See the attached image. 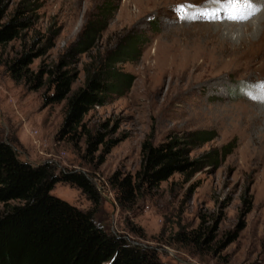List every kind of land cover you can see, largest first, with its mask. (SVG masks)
<instances>
[{"label": "rangeland", "instance_id": "rangeland-1", "mask_svg": "<svg viewBox=\"0 0 264 264\" xmlns=\"http://www.w3.org/2000/svg\"><path fill=\"white\" fill-rule=\"evenodd\" d=\"M23 2L31 5L33 27L0 45V138L34 164L50 162L57 173L86 172L100 191V205L65 182H58L52 194L91 210L109 232L154 248L163 261L264 264V146H259L264 145V101H259L264 98V17L257 19L263 7L246 21L196 20L199 8L186 9L188 17L181 19L174 6L203 5L205 0H0L4 20ZM105 5L113 11L105 28L91 49L73 59L78 76L72 90L84 85L87 63L104 58L126 38L138 37L141 51L134 60L118 63L134 76L127 92L85 116L93 133L120 139L101 163L103 147L84 157L85 139L75 146L58 138L66 101L45 106V89L33 91L16 82L6 62L25 48L52 43L31 68L58 63ZM251 22L254 30L247 28ZM195 131L215 136L194 146L192 158L227 145L232 152L194 174L175 173L134 203L119 204L110 178L139 170L147 137L158 144L169 135L186 137ZM5 209L0 203V213Z\"/></svg>", "mask_w": 264, "mask_h": 264}, {"label": "trees", "instance_id": "trees-1", "mask_svg": "<svg viewBox=\"0 0 264 264\" xmlns=\"http://www.w3.org/2000/svg\"><path fill=\"white\" fill-rule=\"evenodd\" d=\"M29 6L23 2L7 20L5 11L0 9L1 46L21 38L23 32L33 27ZM112 12L105 5L98 13L100 17L89 22L80 39L58 63L43 66L39 71L31 68L36 58L47 54L52 43L25 48L6 62L16 82H24L33 91L45 89V106L66 101L58 138L75 146L85 139L84 157H93L103 147L101 163L120 139H111L102 131L93 133L84 119L111 96H122L131 87L134 76L118 67V63L137 58L141 41L128 37L104 58L87 63L85 83L75 91L72 86L78 73L73 59L93 47ZM214 136L213 131H195L186 137L169 135L158 144L147 137L141 145L139 170L126 175L116 172L110 178L119 204L134 203L145 190L158 187L175 173L191 175L206 162L218 164L232 152V145L201 158L191 157L194 146ZM58 182L78 187L95 206L102 201L100 191L86 172L66 169L57 173L50 162L34 164L22 159L12 143L0 138V203L6 205L0 213V264H174L163 261L154 248L109 232L96 223L91 210H83L52 194ZM13 201L16 203L11 205ZM194 240L200 241L198 236Z\"/></svg>", "mask_w": 264, "mask_h": 264}, {"label": "snow or ice", "instance_id": "snow-or-ice-1", "mask_svg": "<svg viewBox=\"0 0 264 264\" xmlns=\"http://www.w3.org/2000/svg\"><path fill=\"white\" fill-rule=\"evenodd\" d=\"M261 7L264 6L256 5L255 0H205L203 5L178 4L174 6V11L181 14V19L188 17L186 9L199 8L201 10L198 14L209 19H218L223 12L229 19L246 21L260 11Z\"/></svg>", "mask_w": 264, "mask_h": 264}, {"label": "bare ground", "instance_id": "bare-ground-1", "mask_svg": "<svg viewBox=\"0 0 264 264\" xmlns=\"http://www.w3.org/2000/svg\"><path fill=\"white\" fill-rule=\"evenodd\" d=\"M255 4L256 5H263L264 6V0H255ZM201 10V9H200ZM260 11H261V9H260ZM200 12V11H199ZM199 12H197L196 14H198ZM196 17V16H195ZM203 16H200L199 14H198V18H196V20H200L201 18H202ZM262 17H264V7H263V9H262V11L260 12V13H258V16H257V19L258 20H261L262 19ZM222 18H227V15L225 14V13H223V12H221L220 13V18H218L219 20L220 19H222ZM264 19V18H263ZM231 23V22H230ZM252 23V26H250L249 27V25L247 26V28H249V29H252V30H254V23L253 22H251ZM263 24V23H262ZM226 25H227V23H226ZM226 27V26H225ZM246 27V26H245ZM219 28V27H218ZM257 28V27H256ZM225 29V28H224ZM228 30H229V28H228ZM233 30V29H232ZM227 31V30H226ZM231 31V30H230ZM251 32V31H250ZM254 33L255 32H253V35H254ZM248 34V33H247ZM252 35V36H253ZM264 47V46H263ZM259 101H264V98H261V100H259ZM255 102H257V103H260V102H258V101H255ZM264 103V102H263ZM262 134V133H261ZM263 135V134H262ZM262 135H261V137H262ZM259 136H260V134H259ZM264 136V135H263ZM263 138V137H262ZM262 140V139H261ZM257 143V142H256ZM258 144V143H257ZM259 146L261 147V146H264V145H262L261 143H259Z\"/></svg>", "mask_w": 264, "mask_h": 264}, {"label": "water", "instance_id": "water-1", "mask_svg": "<svg viewBox=\"0 0 264 264\" xmlns=\"http://www.w3.org/2000/svg\"><path fill=\"white\" fill-rule=\"evenodd\" d=\"M102 189H103V188H102ZM102 189H101V190H102ZM106 199H107L108 201L112 202L113 205L115 206V203H114V201H113L112 199H110L109 197H107Z\"/></svg>", "mask_w": 264, "mask_h": 264}]
</instances>
